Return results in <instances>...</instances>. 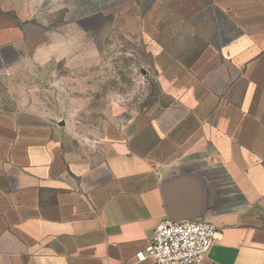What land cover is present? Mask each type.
I'll return each mask as SVG.
<instances>
[{"label":"crops","instance_id":"1","mask_svg":"<svg viewBox=\"0 0 264 264\" xmlns=\"http://www.w3.org/2000/svg\"><path fill=\"white\" fill-rule=\"evenodd\" d=\"M159 7L205 40L162 73L167 103L78 142L0 111V264H151L136 253L173 221L163 178L191 186L192 171L214 185L178 201L211 209L202 264H264V0H0V66L36 49L58 14L143 34Z\"/></svg>","mask_w":264,"mask_h":264},{"label":"rangeland","instance_id":"2","mask_svg":"<svg viewBox=\"0 0 264 264\" xmlns=\"http://www.w3.org/2000/svg\"><path fill=\"white\" fill-rule=\"evenodd\" d=\"M146 26L142 34L109 16L76 23L58 14L36 49L18 51L0 66V111L51 124L56 136L78 142L100 138L155 102L167 103L162 73L172 61L195 59L204 30L164 7ZM154 43L159 53L151 51Z\"/></svg>","mask_w":264,"mask_h":264},{"label":"built area","instance_id":"3","mask_svg":"<svg viewBox=\"0 0 264 264\" xmlns=\"http://www.w3.org/2000/svg\"><path fill=\"white\" fill-rule=\"evenodd\" d=\"M216 231L211 221L164 220L155 226L147 246L136 257L147 258L151 264H202Z\"/></svg>","mask_w":264,"mask_h":264},{"label":"water","instance_id":"4","mask_svg":"<svg viewBox=\"0 0 264 264\" xmlns=\"http://www.w3.org/2000/svg\"><path fill=\"white\" fill-rule=\"evenodd\" d=\"M180 174H171L165 176L162 181V186L165 194V199L168 208V214L173 221L181 220H193V221H210L209 214L211 209H200L187 210L184 212L181 208L180 201L187 190L195 196L208 195L211 198L214 195V185L211 180L201 171H192L190 174L193 176L191 180V186L185 185L184 181L188 178ZM182 175V176H181ZM212 207V206H210Z\"/></svg>","mask_w":264,"mask_h":264}]
</instances>
